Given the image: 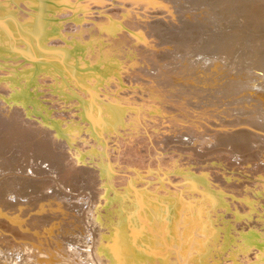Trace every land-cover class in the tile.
Masks as SVG:
<instances>
[{"label":"bare ground","instance_id":"bare-ground-1","mask_svg":"<svg viewBox=\"0 0 264 264\" xmlns=\"http://www.w3.org/2000/svg\"><path fill=\"white\" fill-rule=\"evenodd\" d=\"M73 1L80 0H0V104L4 105H0V128H5L10 144L6 153L5 147L0 145V260H13L17 253L25 257L23 264H264V230L260 227L264 224V215L260 214L264 212V167L258 163L253 166L245 160L254 155V152L246 153L254 139L251 135L236 132L223 140L230 151L242 156L237 157L236 162L226 160L225 165L220 154L207 158L210 152L220 150L215 144L203 147L205 156L200 161L207 162L203 167H189L185 172L176 165L174 168L181 173L175 178L183 187L173 189L169 181L150 184L149 179H143L149 170L144 169L145 164L140 161L132 164L129 177L114 174L109 139L117 140L128 115L127 109L119 106L114 113L106 110L99 100L103 83L100 80L114 78L116 88L125 93L144 94L139 91L144 87L133 79H125L124 64L107 59V53L112 51L117 56L122 49L119 44L125 41L127 34L136 36L150 49L159 50V46L165 44L149 42L142 32L134 31L133 35L126 32L127 20L134 17L122 20L121 16L116 17L118 12L108 13L101 28L96 25L93 30H80L77 26H85L84 17L79 24L75 25L78 22L75 20L65 27L63 21L67 17L61 12L62 3L70 7L76 3ZM77 16L79 14L68 18ZM71 29L80 32L79 36H70ZM94 36L101 44L104 36H109L111 44L101 50L81 51L82 43H88ZM89 43L93 46V42ZM91 50L94 55L89 54ZM22 61L24 63L16 67ZM9 66L15 72L3 73ZM17 73H27L25 80L15 78ZM90 73L97 77L86 82V75ZM36 75L43 82L59 81L65 87L62 89L65 95L76 96L81 109L77 115L68 113L72 125L66 118L64 123H57L58 113L43 105L47 100L56 102L55 94L45 95L46 99L41 102L38 96L34 98L30 94L37 82ZM137 84L138 88L134 87ZM74 85L90 89L93 102H90L91 96L85 98L75 92ZM9 95L12 99L6 100ZM118 95L125 96L124 93ZM118 95H112L114 100ZM16 107H24L27 110L24 113L30 112L41 121L51 120L57 127L38 125ZM160 107H139L130 129L135 131L147 113L152 117L154 113L163 114L165 111ZM18 115L16 124L14 119L18 120ZM64 127L70 131L63 133ZM83 136L94 137L92 145L100 149L101 153L93 151L90 156L102 168L108 187L104 191L100 187L102 179L92 167L89 172L87 167L79 168L76 164L75 158L82 159L79 154L88 148L84 145L86 141L79 144L77 140ZM54 139L66 143L74 153L76 150V157L57 152ZM15 144L20 149L12 150ZM261 150L260 147L259 152H264ZM234 163L237 173H242L241 177L244 174L246 180L235 176ZM241 163L252 167L243 168ZM82 177L92 191L86 190ZM141 178L143 181L139 182ZM254 183L257 185L253 188ZM79 226L85 231L84 252L69 245L80 233L79 230L75 233L74 229ZM30 256L33 260L28 261Z\"/></svg>","mask_w":264,"mask_h":264},{"label":"rangeland","instance_id":"rangeland-1","mask_svg":"<svg viewBox=\"0 0 264 264\" xmlns=\"http://www.w3.org/2000/svg\"><path fill=\"white\" fill-rule=\"evenodd\" d=\"M73 2L76 3L71 4L70 7L62 3L61 12L65 13V17H67L65 18L66 21H63L65 27L70 26L75 20L78 21L75 25L79 24V20L84 17L85 19H83L84 22L82 23L85 26L82 27L81 24L77 26L80 30L83 28L85 30L87 28L93 30L96 25L101 28V24L107 20L106 15L108 13L118 12L119 14L117 13L116 17L121 16L120 19L122 20L134 17L132 18L134 21L132 19L127 20L126 32L132 35L134 31L142 32L141 34L147 40L149 39V42L152 41L154 44L159 45L165 44L163 47L159 46V50L150 49L144 46L142 42H139L136 36H131L133 37L131 39L130 35L125 32L127 36L125 35L126 38L124 40L127 41L120 42L119 45L122 49L119 47L121 50L117 52V56L112 51L107 53V59L111 61L119 60V62L124 64L125 71H123V75H125V79H133L134 82L140 83L145 88L139 90L144 94L132 91L125 93L116 88L114 78L110 80L104 79L105 81L100 80L103 83L100 86L101 96L99 100L107 107L106 110L114 113L116 106L127 109L125 111L126 115H128L127 124L120 131L117 140L112 137V139H109L108 148H111L109 153L113 155L114 174L117 177L122 175H125L124 178L129 177V174L132 173L131 170H133L132 164L140 161L145 164L144 169L148 168L149 170L145 172L143 179H149L150 184L160 185L161 181L164 183L169 181L173 189L174 187H183L180 185L182 182L175 178L180 175L178 174V169L176 170L175 168L180 165V169L186 172L189 167H203L207 163L200 161L205 156L203 147L218 145L217 148L220 150L216 152L217 154L210 152L206 157H216L220 154L222 155L221 161L225 165L227 161L228 163L230 161L236 162L237 157L239 159L242 158L238 152L230 151L229 146L223 141L236 132L251 135L254 138L249 143V146L250 144L251 146L246 150V153L254 152V155L251 158L249 156L248 158L246 157L247 159L245 160L250 161V164L253 163V166L258 163L264 167V163L261 160L262 156L264 158V152H259L260 147L263 148L261 151H264V33L243 31L234 22L226 25L224 19H221L224 11L215 15L206 14L205 12L199 13L205 5L197 7L190 0H100V2L98 0H80ZM220 6L218 5L216 9H219ZM82 7H84V10L81 9ZM72 10L73 12H71ZM73 14H79V16L68 18L73 16ZM130 24L131 26H129ZM68 33L70 36L72 34L79 36L80 34L75 29L69 30ZM108 37L106 36L105 38L104 36L103 39L105 40L101 44V40L94 36L89 41L93 42V46L86 41V43H82L84 46L81 51L86 48L101 50L104 45L111 44ZM116 37L118 36L116 35ZM89 54L94 55V51L91 50ZM24 61L17 63L16 67H20ZM12 68V66H9L2 72L6 74L15 72ZM17 74L14 77L21 81H24L27 76V73ZM35 77L37 82L33 86L31 85L30 94L34 95V98L38 96L40 102L46 99L44 98L45 95L55 94L56 102L53 101L54 103H52L47 100L46 103L42 104L46 105L50 111L58 113L57 123L62 124L66 119H69L67 117L69 112H72L73 115H77L80 112L81 108L76 96L65 95L66 93L64 94V91H62L65 87L64 85L61 86L59 81L43 82L40 81L38 75ZM95 77L97 76L92 73L86 75V82ZM137 86L138 84L134 85V87L138 88ZM73 88L78 94L85 95V98L91 96L89 99L91 100L90 102H93L94 96L90 89L89 91L83 90L76 88L75 85ZM118 93H124L125 96L118 95ZM116 94L118 96L114 100L112 95ZM5 99H12L11 95L7 98L5 97ZM42 104H39V106ZM0 105L4 107L3 103ZM153 106H161L162 111H165L163 113L165 116L161 113L157 115L158 113L156 112L157 114L154 113L152 117V114L148 115L147 113L141 122L143 125L139 123L135 131L130 129L134 124L133 119L135 120V113L138 108H153ZM16 108L21 114L27 116V118L38 125H43L45 128L57 127L51 120L41 121L30 112L24 113L27 111L24 107ZM10 111V109L7 110L9 113ZM3 116L6 117L7 114ZM95 117L96 114L92 116V118ZM37 119L46 125L39 123ZM14 120L18 124L19 115L18 120ZM67 121H69L70 125L73 124L70 119ZM142 130L145 131L143 132ZM62 131L64 133L70 130L64 127ZM6 137L5 128L1 127L0 141L5 144L1 143L0 145L5 147L4 153L10 146ZM93 139L95 138H87V136L77 138L79 144L84 140L86 141L84 145H88L86 151L79 154L82 159L77 158L75 156L77 151L75 150L74 153V150L68 148L65 142L63 144L54 139L53 143L57 152L62 151L65 156L68 154V156L73 158L76 157L75 161H77L76 164H78L79 168L85 166L89 171V168L92 167L99 175V178L102 179L100 187L104 191L108 189L103 179L104 173L101 172L102 168L97 165L93 156H90L93 151L96 154L98 152L101 153L96 144L92 145ZM16 144L18 145L19 142H16ZM16 144L12 150L19 148ZM134 160H138V162ZM250 164L241 163V167H248L249 169L250 166L252 167ZM235 167L236 164L232 166L234 169ZM229 171L233 172V170ZM237 172L238 169L236 168L234 173L236 177L239 175L238 180H246V177H243L244 174L241 177L242 173L239 174ZM171 176L175 182L171 180ZM83 179L82 177L81 180L83 181ZM143 179L141 178L139 182L143 181ZM79 180L77 179V182ZM78 183H81V181ZM83 183L86 185V190H93L87 181H83ZM250 183L253 182L250 181ZM256 185L254 183L252 187L254 188ZM66 188L69 189V187ZM193 192L195 193L196 191L193 190ZM260 214L264 215V212ZM254 219L260 218L254 216ZM222 220L224 221V219ZM81 226L74 228L76 230L75 233L78 230L80 232L77 234L78 236L75 235L78 241L76 239L71 240L72 242L69 245H71V248L78 247L84 252L86 250L84 242L86 241L84 240L85 231ZM260 227L264 230V224H261ZM47 244L49 243L47 242ZM54 246L58 247L57 245ZM54 246L51 248H55ZM14 250L17 251L16 249ZM52 250L55 251V249ZM10 252L12 253L13 251ZM18 255L16 253L14 259L8 260V262L7 260L4 262V259H1L0 263L23 264L25 257L22 258V256L19 255V257ZM27 259L30 261L33 260V257L30 256V259L29 257Z\"/></svg>","mask_w":264,"mask_h":264},{"label":"water","instance_id":"water-1","mask_svg":"<svg viewBox=\"0 0 264 264\" xmlns=\"http://www.w3.org/2000/svg\"><path fill=\"white\" fill-rule=\"evenodd\" d=\"M190 2L197 7L205 5L199 13L215 15L224 11L221 19H224L226 25L234 22L243 31L264 33V0H190ZM218 5L221 6L216 9Z\"/></svg>","mask_w":264,"mask_h":264}]
</instances>
